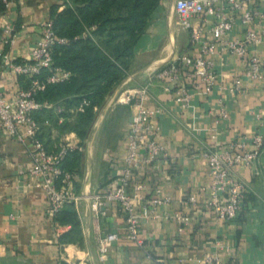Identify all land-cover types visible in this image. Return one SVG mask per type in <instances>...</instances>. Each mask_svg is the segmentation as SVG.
<instances>
[{
	"label": "crops",
	"instance_id": "crops-1",
	"mask_svg": "<svg viewBox=\"0 0 264 264\" xmlns=\"http://www.w3.org/2000/svg\"><path fill=\"white\" fill-rule=\"evenodd\" d=\"M65 1L14 0L10 7L0 10L1 87L9 99L26 84L5 72L4 59L25 60L40 41V23L50 18L54 5ZM175 3L163 0L155 10L135 47L131 69L136 72L129 76L126 90L144 86L154 71L192 48L190 33L177 25ZM208 21L204 25L209 30L212 23L210 18ZM6 27L12 30L8 38L13 44L1 43L7 37ZM240 36L238 24L228 38ZM254 51L264 57V45ZM215 60L218 79L213 92L207 95L202 88L193 91L187 109L175 101L172 84L154 81L150 89L147 106L162 109L156 118L160 127L157 140L165 147L166 156L139 169L133 181L146 186L142 192L145 203L156 188L169 202L158 208L157 217L142 220V247L129 238L119 204H109L99 218L91 209L93 196L116 187L122 174L135 109L116 102L121 86L115 88V95L107 97L103 107H96V120L75 162V191L82 199L74 208L80 220L81 241L71 240L67 234L72 227L61 225L49 214L45 193L34 187L32 177L20 173L31 165L25 146L0 132V264H204L212 254L219 255L223 264H264V149L252 166L233 169V177L247 186V194L241 212L232 221L218 219L208 206L211 178L202 157L207 149L224 150L238 141L254 149V137L264 136V68L262 79H245L242 91L232 94L229 89L234 76L246 69V60L229 54L218 55ZM103 108L105 115H100ZM222 108L228 112L226 119L219 117ZM115 112L119 117L124 114L118 126ZM63 122L61 117L44 122L39 137L49 148L65 142L69 134L82 142L75 132H62ZM99 125H104L103 129L94 134ZM179 218L189 220L183 224ZM109 233H117L119 239L107 259L101 261L99 240Z\"/></svg>",
	"mask_w": 264,
	"mask_h": 264
},
{
	"label": "built area",
	"instance_id": "built-area-1",
	"mask_svg": "<svg viewBox=\"0 0 264 264\" xmlns=\"http://www.w3.org/2000/svg\"><path fill=\"white\" fill-rule=\"evenodd\" d=\"M14 0H1L5 8ZM175 13L177 25L190 33L192 48L168 61L162 68L154 71L148 83L140 88L125 90L117 103L135 109L129 124L126 139V151L122 174L116 187H107L102 193L93 196L91 206L96 218L103 214L112 203L120 205L129 238L138 246L144 242L140 236L143 219L157 217L158 208L166 205L169 198L163 196L159 188L154 189L153 197L147 202L142 195L146 186L134 183V174L143 166H151L166 156L165 147L157 140L160 127L156 118L162 109L149 108L153 82L170 83L174 87L175 101L183 109L190 107L193 91L202 88L205 94H211L218 79L216 56L233 55L246 60L247 67L234 76L230 92L238 94L243 89L244 80L263 78L264 57L253 48L264 45V0H176ZM211 19L208 30L205 23ZM240 25L241 36L236 39L228 35ZM41 38L29 52L26 59H4L5 72L22 78L26 87L8 98L2 90L0 76V132L25 146L31 165L22 174H28L35 181L34 187L42 190L49 201V214L56 218L68 204H77L82 197L75 191L76 173L64 168L72 153L83 152L84 146L75 134H69L66 141L48 148L39 135L41 124L35 115L42 109H53L57 115L66 112L61 105L40 102L39 95L48 87L67 83L71 73L64 68L54 66V50L57 45L65 44L54 30V23L47 19L40 23ZM7 37L1 43L13 44L9 39L12 30L6 27ZM131 81L128 79L126 83ZM90 101L83 99L78 106L68 110L72 120L85 113ZM98 109L95 107L94 111ZM220 118H228V112L222 108ZM64 121V118L61 117ZM254 149H249L245 141L231 143L226 149H207L202 157L208 164L211 184L209 191L212 199L208 206L215 217L224 221L236 219L246 198L247 186L233 177L237 166L250 167L264 149V136L254 137ZM194 205L196 202L190 198ZM186 224L188 218H179ZM117 233H109L99 240L100 260L105 261L114 243ZM204 264H223L219 255H209Z\"/></svg>",
	"mask_w": 264,
	"mask_h": 264
},
{
	"label": "trees",
	"instance_id": "trees-1",
	"mask_svg": "<svg viewBox=\"0 0 264 264\" xmlns=\"http://www.w3.org/2000/svg\"><path fill=\"white\" fill-rule=\"evenodd\" d=\"M162 2L66 0L51 8L49 19L54 23V30L59 38L67 41L55 47L54 66L64 68L72 76L67 83L50 86L39 95L40 102L66 109L61 115L53 109L44 108L37 112L35 117L41 129L46 120L55 122L63 117L62 132H75L84 145L96 120L94 108L103 107L107 97L127 78L135 47ZM4 9L0 0V10ZM83 99L89 100L90 106L72 120L67 111L78 106ZM79 156V152L68 156L64 168L76 172L75 162ZM56 221L70 225L72 230L67 235L72 241H81L80 220L74 204H68L57 214Z\"/></svg>",
	"mask_w": 264,
	"mask_h": 264
},
{
	"label": "rangeland",
	"instance_id": "rangeland-1",
	"mask_svg": "<svg viewBox=\"0 0 264 264\" xmlns=\"http://www.w3.org/2000/svg\"><path fill=\"white\" fill-rule=\"evenodd\" d=\"M134 72H136V71H134L133 69L130 68V70H129L128 74H127V78L124 79V80L118 85L119 87L121 86V87H120L121 92H120L119 96L121 95V93H122L123 91H125L126 89H128V88H126V86H127V84L130 83L131 81H129V82H127V83H126L125 81H127L128 78H129V76H132V74H133ZM121 84H122V85H121ZM118 86H117V89H118ZM117 89H115L114 93L111 94L112 96L115 95ZM112 96H111V97H112ZM119 96H118V98H119ZM118 98H115L116 102H117ZM109 99H110V98H109ZM125 106H128V105H125ZM124 111H125V110H124ZM119 113H120V112H119ZM108 114L110 115V112H109ZM122 114H123V112H121V117H119L118 112H117V113L115 112V115H114L113 118H116V119L118 120L117 122H114L116 125L120 123V122H119V121H120L119 118H120V119L122 118ZM100 115H105L104 108H103V110L100 112ZM123 115H124V114H123ZM104 122H106V121H104ZM104 125H105V123H104ZM104 125H101V126L99 125L98 128L93 129V130H94L93 133L95 134V133L101 131V129H103V126H104ZM117 126H118V125H117ZM117 126H116V127H117ZM113 135H115V133H114Z\"/></svg>",
	"mask_w": 264,
	"mask_h": 264
}]
</instances>
